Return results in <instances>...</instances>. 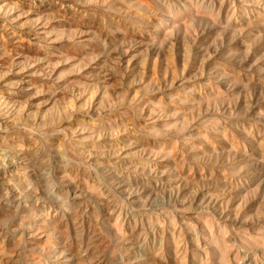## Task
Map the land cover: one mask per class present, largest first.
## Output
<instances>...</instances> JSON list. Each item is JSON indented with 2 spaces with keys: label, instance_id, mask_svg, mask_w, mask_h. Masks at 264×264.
Here are the masks:
<instances>
[{
  "label": "clouds",
  "instance_id": "1",
  "mask_svg": "<svg viewBox=\"0 0 264 264\" xmlns=\"http://www.w3.org/2000/svg\"><path fill=\"white\" fill-rule=\"evenodd\" d=\"M249 163L264 0H0V264H264Z\"/></svg>",
  "mask_w": 264,
  "mask_h": 264
},
{
  "label": "rangeland",
  "instance_id": "2",
  "mask_svg": "<svg viewBox=\"0 0 264 264\" xmlns=\"http://www.w3.org/2000/svg\"><path fill=\"white\" fill-rule=\"evenodd\" d=\"M27 41L25 40L24 43ZM175 44V42H174ZM68 55H78V50L68 48L67 49ZM183 56V51H177V49L174 47L172 50H170V53L168 55H155L152 56L149 60V74L151 76H159L160 72L163 71L165 75L168 74V66L169 64H180L182 61L178 59L179 57ZM134 65L137 64V61L132 62ZM175 73V70H173V74ZM225 136H227V133H224ZM237 139H241L239 135H237ZM215 143L216 141L213 140ZM227 143V141H225ZM250 176H255L258 173H264V165H257L254 163H249L247 165ZM242 195V194H241ZM233 197H229L228 203L231 204Z\"/></svg>",
  "mask_w": 264,
  "mask_h": 264
}]
</instances>
